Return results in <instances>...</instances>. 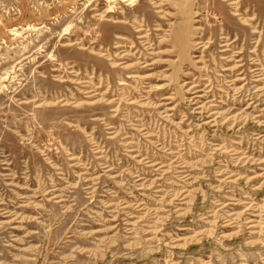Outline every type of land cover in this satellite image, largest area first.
<instances>
[{
    "label": "rangeland",
    "instance_id": "obj_1",
    "mask_svg": "<svg viewBox=\"0 0 264 264\" xmlns=\"http://www.w3.org/2000/svg\"><path fill=\"white\" fill-rule=\"evenodd\" d=\"M0 264H264V0H0Z\"/></svg>",
    "mask_w": 264,
    "mask_h": 264
},
{
    "label": "bare ground",
    "instance_id": "obj_2",
    "mask_svg": "<svg viewBox=\"0 0 264 264\" xmlns=\"http://www.w3.org/2000/svg\"><path fill=\"white\" fill-rule=\"evenodd\" d=\"M228 1H229V0H228ZM230 2H231V1H230ZM231 4H236V2H231ZM240 18H241V17H240ZM244 19H245V18H244ZM197 28H198V27H197ZM138 30H139V29H138ZM175 30H176V29H175ZM141 37H146V36H145V35H142ZM173 37H174V36H173ZM185 37H186V36H185ZM185 37H184V38H185ZM185 42H186V41H185ZM177 43L180 44V45H181V44H183V45L185 44L184 41H183V38H182L181 34L176 36V44H177ZM126 53H127V52H126ZM141 63H142V62H141ZM112 64L114 65L115 63L113 62ZM130 65H131V64H130ZM131 66H132V65H131ZM47 104H48V103H47ZM74 104H75V103H74ZM114 176H115V175H114ZM255 223H256V222H255ZM254 225H255V224H254ZM254 231H255V230H254Z\"/></svg>",
    "mask_w": 264,
    "mask_h": 264
}]
</instances>
